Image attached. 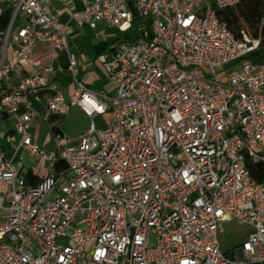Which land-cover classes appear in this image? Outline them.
Returning a JSON list of instances; mask_svg holds the SVG:
<instances>
[{
  "label": "built area",
  "instance_id": "obj_1",
  "mask_svg": "<svg viewBox=\"0 0 264 264\" xmlns=\"http://www.w3.org/2000/svg\"><path fill=\"white\" fill-rule=\"evenodd\" d=\"M240 1L83 0L75 21L136 31L101 56L110 94L75 76L78 57L54 9L68 0H0V15L10 12L0 112L16 119L19 138L12 158L0 150V264H264V183L247 167L248 158L264 160V61L254 58L264 16L255 32L244 25L235 35L221 15ZM40 45L53 58L68 51L70 100L53 63L33 57ZM72 104L90 127L76 139L56 132L47 151L33 121L62 117ZM25 154L47 164L36 184ZM233 220L251 231L226 253L220 233Z\"/></svg>",
  "mask_w": 264,
  "mask_h": 264
},
{
  "label": "crops",
  "instance_id": "obj_2",
  "mask_svg": "<svg viewBox=\"0 0 264 264\" xmlns=\"http://www.w3.org/2000/svg\"><path fill=\"white\" fill-rule=\"evenodd\" d=\"M84 8L85 3L83 0H68L65 4L54 3V9L60 20L67 24L69 48L78 57L75 76L91 89L105 90L110 94H115L116 87L107 75L101 56L111 53L118 42V38L126 35L117 33L116 36H109V34L120 32V30L108 27L104 23H100L96 29H91L72 19L74 12L83 10ZM260 52L256 57L264 61V48ZM52 54L50 45H40L35 49L33 57L40 60L43 65L53 63L55 77L63 86L67 99L70 100L76 92V83L73 72L68 68V51H59L55 54L54 58ZM33 102L34 106L39 110L44 109L45 102L43 98H33ZM110 117V113L101 115L96 120V125L99 128L107 127ZM91 123V118L83 109L77 104H72L69 112L60 117L56 125L61 133L76 139L83 131L90 127ZM15 126L16 119L13 116L0 112V150L4 151L8 158L14 156L13 143L19 139ZM54 126V121H48L44 118H37L32 123L31 133L47 151L55 149V133L57 131L54 129ZM20 156L19 154L15 158V161H19ZM23 165L28 169V172L32 173L34 182H37L49 173L44 160H40L29 154L24 155Z\"/></svg>",
  "mask_w": 264,
  "mask_h": 264
},
{
  "label": "trees",
  "instance_id": "obj_3",
  "mask_svg": "<svg viewBox=\"0 0 264 264\" xmlns=\"http://www.w3.org/2000/svg\"><path fill=\"white\" fill-rule=\"evenodd\" d=\"M264 16V0H241L240 3L231 10L222 11L221 19L227 23L229 28L235 33V35H241V31L244 25L250 26L253 32L256 31L260 19ZM10 20V12L0 15V34L3 33ZM135 22L140 20L139 17H135ZM264 32V31H263ZM129 39V35L119 37L118 43ZM261 52H257L256 55ZM60 119V117H59ZM58 117H52L51 120H58ZM57 132H60L58 126H54ZM247 167L249 168L253 178L261 183H264V160L260 162H253L249 158L247 159ZM59 170L67 168L64 161H59L57 164ZM27 179L30 184H36L34 182L32 173L28 172Z\"/></svg>",
  "mask_w": 264,
  "mask_h": 264
},
{
  "label": "rangeland",
  "instance_id": "obj_4",
  "mask_svg": "<svg viewBox=\"0 0 264 264\" xmlns=\"http://www.w3.org/2000/svg\"><path fill=\"white\" fill-rule=\"evenodd\" d=\"M118 34H130L133 38L136 36L135 28H131L130 30H122L120 32H115L109 34V36H116ZM257 59L258 57H254ZM34 94H32V97ZM106 128V127H105ZM56 194H54L55 196ZM251 231V227L248 224H242L237 220L227 221L224 224V231L220 233V245L222 251L226 253H231L235 249H237L242 242L247 238L249 232Z\"/></svg>",
  "mask_w": 264,
  "mask_h": 264
}]
</instances>
